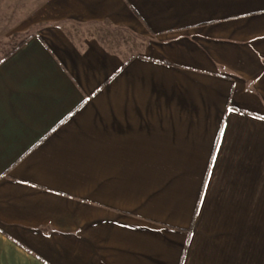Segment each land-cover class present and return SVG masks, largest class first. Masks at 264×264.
Wrapping results in <instances>:
<instances>
[{
    "label": "crops",
    "instance_id": "1",
    "mask_svg": "<svg viewBox=\"0 0 264 264\" xmlns=\"http://www.w3.org/2000/svg\"><path fill=\"white\" fill-rule=\"evenodd\" d=\"M38 26L0 61V264H264V0H39Z\"/></svg>",
    "mask_w": 264,
    "mask_h": 264
},
{
    "label": "rangeland",
    "instance_id": "2",
    "mask_svg": "<svg viewBox=\"0 0 264 264\" xmlns=\"http://www.w3.org/2000/svg\"><path fill=\"white\" fill-rule=\"evenodd\" d=\"M37 1L39 0H0V61L26 36H31L30 34L48 36V30L40 26L27 31H17L19 23L30 13L31 8L36 6ZM61 28L75 43H82L85 39L95 37L110 49L126 57L139 51V44L135 39L129 33L120 30H112L96 24L74 23Z\"/></svg>",
    "mask_w": 264,
    "mask_h": 264
},
{
    "label": "trees",
    "instance_id": "3",
    "mask_svg": "<svg viewBox=\"0 0 264 264\" xmlns=\"http://www.w3.org/2000/svg\"><path fill=\"white\" fill-rule=\"evenodd\" d=\"M28 37L29 36H26V38L24 39V40H22V41H20L17 45H16V47H14L13 49H11L9 52H7V54L3 57V58H6L10 53H12L15 49H17L18 47H20L27 39H28ZM101 41V40H100ZM120 53V52H119ZM125 56V55H124ZM132 55H128V57H126V58H129V57H131Z\"/></svg>",
    "mask_w": 264,
    "mask_h": 264
}]
</instances>
